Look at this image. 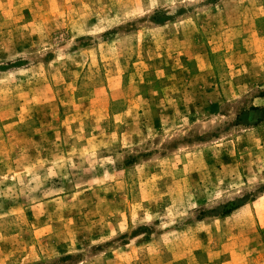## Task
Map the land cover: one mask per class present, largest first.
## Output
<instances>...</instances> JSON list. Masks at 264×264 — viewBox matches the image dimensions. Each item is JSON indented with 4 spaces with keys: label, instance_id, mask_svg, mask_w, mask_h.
Masks as SVG:
<instances>
[{
    "label": "rangeland",
    "instance_id": "1",
    "mask_svg": "<svg viewBox=\"0 0 264 264\" xmlns=\"http://www.w3.org/2000/svg\"><path fill=\"white\" fill-rule=\"evenodd\" d=\"M0 264H264V0H0Z\"/></svg>",
    "mask_w": 264,
    "mask_h": 264
}]
</instances>
